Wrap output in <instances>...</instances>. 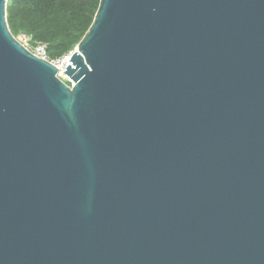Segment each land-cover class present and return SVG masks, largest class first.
Segmentation results:
<instances>
[{"label":"water","instance_id":"1","mask_svg":"<svg viewBox=\"0 0 264 264\" xmlns=\"http://www.w3.org/2000/svg\"><path fill=\"white\" fill-rule=\"evenodd\" d=\"M0 0V264H264V0H100L63 71Z\"/></svg>","mask_w":264,"mask_h":264},{"label":"trees","instance_id":"2","mask_svg":"<svg viewBox=\"0 0 264 264\" xmlns=\"http://www.w3.org/2000/svg\"><path fill=\"white\" fill-rule=\"evenodd\" d=\"M100 0H8L6 21L16 38L43 43L50 60L76 48L90 27Z\"/></svg>","mask_w":264,"mask_h":264},{"label":"built area","instance_id":"3","mask_svg":"<svg viewBox=\"0 0 264 264\" xmlns=\"http://www.w3.org/2000/svg\"><path fill=\"white\" fill-rule=\"evenodd\" d=\"M17 41L25 47L31 54L36 56L39 59L45 60L49 62L51 65L56 66L58 68L57 70V76L59 78L63 77L66 78L63 74V71L66 69V65L69 63V60L71 58L72 52L63 55L60 59L50 60L47 52H46V45L43 43H31L30 37H28L25 34H20L16 37ZM67 80V84L71 85V82Z\"/></svg>","mask_w":264,"mask_h":264},{"label":"rangeland","instance_id":"4","mask_svg":"<svg viewBox=\"0 0 264 264\" xmlns=\"http://www.w3.org/2000/svg\"><path fill=\"white\" fill-rule=\"evenodd\" d=\"M60 79H61L64 83H67V80H66L67 78H63V77H61Z\"/></svg>","mask_w":264,"mask_h":264},{"label":"bare ground","instance_id":"5","mask_svg":"<svg viewBox=\"0 0 264 264\" xmlns=\"http://www.w3.org/2000/svg\"><path fill=\"white\" fill-rule=\"evenodd\" d=\"M42 60V59H41ZM45 61V60H44ZM68 65H71L70 64V62L66 65V67L68 66ZM57 70H58V68L56 67V66H54ZM63 74H64V72H63Z\"/></svg>","mask_w":264,"mask_h":264}]
</instances>
